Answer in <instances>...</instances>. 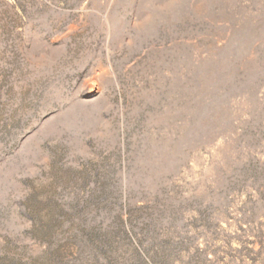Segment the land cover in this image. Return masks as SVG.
I'll use <instances>...</instances> for the list:
<instances>
[{
	"label": "rangeland",
	"instance_id": "1",
	"mask_svg": "<svg viewBox=\"0 0 264 264\" xmlns=\"http://www.w3.org/2000/svg\"><path fill=\"white\" fill-rule=\"evenodd\" d=\"M59 261L264 264V0H0V264Z\"/></svg>",
	"mask_w": 264,
	"mask_h": 264
},
{
	"label": "trees",
	"instance_id": "2",
	"mask_svg": "<svg viewBox=\"0 0 264 264\" xmlns=\"http://www.w3.org/2000/svg\"><path fill=\"white\" fill-rule=\"evenodd\" d=\"M56 216H55V214H53V220H52V225H55V223H56ZM74 241V240H73ZM97 245H98V243H97ZM57 264H63L61 261H59Z\"/></svg>",
	"mask_w": 264,
	"mask_h": 264
}]
</instances>
